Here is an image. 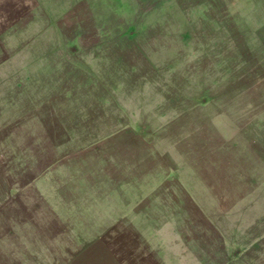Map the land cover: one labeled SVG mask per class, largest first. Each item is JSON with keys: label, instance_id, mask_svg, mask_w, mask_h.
<instances>
[{"label": "rangeland", "instance_id": "obj_1", "mask_svg": "<svg viewBox=\"0 0 264 264\" xmlns=\"http://www.w3.org/2000/svg\"><path fill=\"white\" fill-rule=\"evenodd\" d=\"M0 264H264V0H0Z\"/></svg>", "mask_w": 264, "mask_h": 264}, {"label": "water", "instance_id": "obj_2", "mask_svg": "<svg viewBox=\"0 0 264 264\" xmlns=\"http://www.w3.org/2000/svg\"><path fill=\"white\" fill-rule=\"evenodd\" d=\"M146 250H148V247L146 248Z\"/></svg>", "mask_w": 264, "mask_h": 264}, {"label": "trees", "instance_id": "obj_3", "mask_svg": "<svg viewBox=\"0 0 264 264\" xmlns=\"http://www.w3.org/2000/svg\"><path fill=\"white\" fill-rule=\"evenodd\" d=\"M143 250H145V249H143Z\"/></svg>", "mask_w": 264, "mask_h": 264}]
</instances>
